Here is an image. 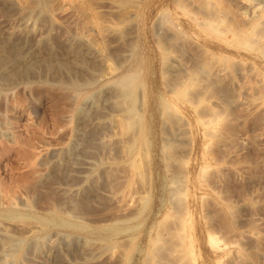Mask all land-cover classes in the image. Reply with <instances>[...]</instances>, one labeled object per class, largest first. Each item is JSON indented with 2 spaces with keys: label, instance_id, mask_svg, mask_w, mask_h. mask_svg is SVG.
Returning <instances> with one entry per match:
<instances>
[{
  "label": "rangeland",
  "instance_id": "374dc122",
  "mask_svg": "<svg viewBox=\"0 0 264 264\" xmlns=\"http://www.w3.org/2000/svg\"><path fill=\"white\" fill-rule=\"evenodd\" d=\"M199 1L0 0V264H264V67Z\"/></svg>",
  "mask_w": 264,
  "mask_h": 264
},
{
  "label": "bare ground",
  "instance_id": "6f19581e",
  "mask_svg": "<svg viewBox=\"0 0 264 264\" xmlns=\"http://www.w3.org/2000/svg\"><path fill=\"white\" fill-rule=\"evenodd\" d=\"M223 1L231 4L234 9L230 8L233 9L230 10L229 7H223ZM196 7L199 10V14L201 15V17L199 16V22L194 27L196 35L204 38L218 48L222 49L226 54L230 56L233 61L241 55H246L251 58V60L260 61L262 66L264 67V6L255 4L251 0H201L196 4ZM239 61H241V59ZM246 69L247 72L255 76L259 75L261 77L259 79V81H261L260 86L264 91V80L262 78L263 75H261L262 73L260 74L259 71L255 69V66L251 63H249V65L247 64ZM134 75L135 74H131L120 84L119 91H121L124 96L129 98H132L133 96L132 92L135 83ZM252 90V88H248L246 93L249 94L250 92H252ZM186 102V100H180L177 103L179 106H184ZM128 114L129 119L122 122V125L125 128H131L134 125V114L132 107L129 110ZM202 119L200 118L198 121H196L195 124L193 134L197 138H201L204 136L205 133L203 131V127L211 122L210 119ZM181 197V194L174 193L172 196H170L172 200L171 202L175 206L181 207L183 206L184 201ZM182 224L188 225L185 221H182ZM185 239L186 242L190 245L194 241L190 234L187 235ZM205 241L208 247L213 251H217L220 249V245L214 237L207 235ZM151 251L153 252V250ZM146 264H148V262Z\"/></svg>",
  "mask_w": 264,
  "mask_h": 264
}]
</instances>
